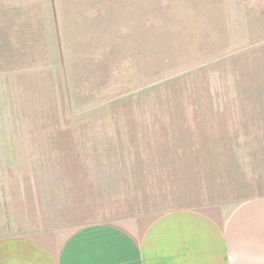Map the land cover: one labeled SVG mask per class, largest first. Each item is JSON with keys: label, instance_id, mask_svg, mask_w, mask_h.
<instances>
[{"label": "rangeland", "instance_id": "obj_1", "mask_svg": "<svg viewBox=\"0 0 264 264\" xmlns=\"http://www.w3.org/2000/svg\"><path fill=\"white\" fill-rule=\"evenodd\" d=\"M264 196V0H0V238Z\"/></svg>", "mask_w": 264, "mask_h": 264}, {"label": "crops", "instance_id": "obj_2", "mask_svg": "<svg viewBox=\"0 0 264 264\" xmlns=\"http://www.w3.org/2000/svg\"><path fill=\"white\" fill-rule=\"evenodd\" d=\"M0 264H264V196L2 237Z\"/></svg>", "mask_w": 264, "mask_h": 264}]
</instances>
